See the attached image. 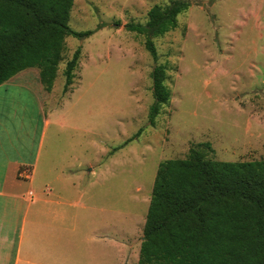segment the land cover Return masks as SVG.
Wrapping results in <instances>:
<instances>
[{
    "label": "rangeland",
    "instance_id": "rangeland-1",
    "mask_svg": "<svg viewBox=\"0 0 264 264\" xmlns=\"http://www.w3.org/2000/svg\"><path fill=\"white\" fill-rule=\"evenodd\" d=\"M178 1L190 7L176 28L153 39L154 62L145 38L124 26ZM68 25L92 33L65 40L51 91L25 76L50 120L34 185L50 164L83 175L80 190L103 243L112 257L114 246L118 257L120 243L131 244L127 261L137 264L160 162L184 159L191 148L216 161L264 160V0H74ZM77 48L63 92V70ZM155 65L165 67L169 100L150 125Z\"/></svg>",
    "mask_w": 264,
    "mask_h": 264
},
{
    "label": "trees",
    "instance_id": "trees-1",
    "mask_svg": "<svg viewBox=\"0 0 264 264\" xmlns=\"http://www.w3.org/2000/svg\"><path fill=\"white\" fill-rule=\"evenodd\" d=\"M73 2L0 0V85L34 68L44 90L51 91L65 40L92 33L69 27ZM189 7L179 1L155 5L144 24L130 22L124 29L145 38L144 48L156 62L153 39L176 28L178 15ZM79 58L77 48L63 70V92L72 84ZM151 79L153 125L169 100L165 67L155 65ZM137 264H264V160L216 161L191 148L184 159L160 162Z\"/></svg>",
    "mask_w": 264,
    "mask_h": 264
},
{
    "label": "crops",
    "instance_id": "crops-1",
    "mask_svg": "<svg viewBox=\"0 0 264 264\" xmlns=\"http://www.w3.org/2000/svg\"><path fill=\"white\" fill-rule=\"evenodd\" d=\"M31 74L39 79L29 68L0 85V264H102L103 256L105 264H129L131 244L120 243L118 257L114 246L112 257L103 243L80 190L83 175L50 164L34 185L50 120L25 82ZM23 180L36 188L25 190Z\"/></svg>",
    "mask_w": 264,
    "mask_h": 264
},
{
    "label": "built area",
    "instance_id": "built-area-1",
    "mask_svg": "<svg viewBox=\"0 0 264 264\" xmlns=\"http://www.w3.org/2000/svg\"><path fill=\"white\" fill-rule=\"evenodd\" d=\"M31 194V193H30Z\"/></svg>",
    "mask_w": 264,
    "mask_h": 264
}]
</instances>
